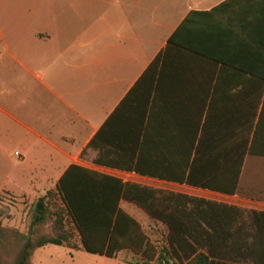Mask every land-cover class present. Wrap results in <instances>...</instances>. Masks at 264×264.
<instances>
[{"label":"crops","instance_id":"0c3cea01","mask_svg":"<svg viewBox=\"0 0 264 264\" xmlns=\"http://www.w3.org/2000/svg\"><path fill=\"white\" fill-rule=\"evenodd\" d=\"M228 1L0 0V67L13 85L0 81V148L16 144L27 181L22 190L2 185L16 194L35 180L57 186L72 165L119 179L138 162L163 166L198 147L223 163L247 136L250 105L255 154L244 155L236 194L250 181L249 197L264 202V0H235L218 14L235 25L230 51L224 38L204 41L251 77H229L225 65L169 45L189 14Z\"/></svg>","mask_w":264,"mask_h":264},{"label":"trees","instance_id":"16d2710c","mask_svg":"<svg viewBox=\"0 0 264 264\" xmlns=\"http://www.w3.org/2000/svg\"><path fill=\"white\" fill-rule=\"evenodd\" d=\"M233 2L235 0H229L211 12L189 14L170 38L169 45L183 47L214 64L225 65L228 76L238 80L240 76H253V70L234 67V60L209 52L204 43L205 36L214 43L224 38L221 41L230 48L228 51L234 48L236 37L230 36L235 25L228 22L227 27L222 26L218 15ZM160 59L155 60L150 70L159 64ZM239 85L231 83L229 90ZM245 89L251 93V89ZM252 123L253 110L248 105L243 123L247 136L243 143L228 149L223 163L214 154L210 156L198 147L194 157L193 148L181 149L175 152L174 163L146 167L138 162L132 171L234 195L239 191L244 155L255 154L253 143L248 147ZM55 191L88 253L115 259L118 253L130 251L136 256L132 264H264V211L182 193L163 196L157 189L125 184L75 165L60 179ZM52 193L50 191L48 195ZM123 201L137 204L152 219L168 226V245L164 249L157 250L137 219L121 208ZM48 214L49 207L43 198L36 204L29 233L4 228L0 223V264H3L1 249L10 248L11 253L16 249L11 264H31L34 252L40 248L69 246L71 236L61 220L55 223V234L40 232L47 223Z\"/></svg>","mask_w":264,"mask_h":264},{"label":"rangeland","instance_id":"374dc122","mask_svg":"<svg viewBox=\"0 0 264 264\" xmlns=\"http://www.w3.org/2000/svg\"><path fill=\"white\" fill-rule=\"evenodd\" d=\"M2 80L6 83L5 87H10V89H12L13 85L11 83L12 79H10V72L4 68L0 70V81ZM7 83H10L9 87ZM2 146L3 149L0 148L1 225L4 228L13 229L23 234L29 233L36 204L39 200L44 198L49 207V214L47 223L41 228L40 232L51 235L55 234V223L61 220L66 231L71 236L69 246L60 247L48 245L36 250L31 258V264H132L136 261V256L130 251L118 253L115 259L86 252L82 247L81 237L73 221L67 214L59 194L55 191L56 182L35 180L31 182V190H26L17 194L4 187L2 184L13 190H22L26 188L27 181L26 178L22 177L17 168V159L14 156V150L17 148L16 144L10 141V147L7 143H3ZM148 186L157 189L163 196L175 193L187 194L199 198H203L204 196L201 192L165 183L157 182L149 184ZM252 187L253 184L250 181L245 182L244 185L241 186L240 196L244 198L247 197L244 195H248L247 192L253 191L254 188ZM50 191L53 193L48 195ZM250 195L251 194H249L248 197ZM249 199L254 200V197H249ZM241 206L254 208L253 204L249 202L242 203ZM122 208L137 219L143 231L150 239L151 243L156 246L157 250H162L168 245L169 228L165 223L152 219L135 203L123 201ZM10 250V248L7 250L1 249L3 264H11L15 259L16 249H12V253L9 252Z\"/></svg>","mask_w":264,"mask_h":264},{"label":"built area","instance_id":"2783aa9c","mask_svg":"<svg viewBox=\"0 0 264 264\" xmlns=\"http://www.w3.org/2000/svg\"><path fill=\"white\" fill-rule=\"evenodd\" d=\"M17 155H18V153H17ZM116 175H118L119 179L125 184H138V185L148 186L149 184L158 182V183H165V184H169V185H173V186H180L179 184L178 185H174L173 183L170 184L169 182H166V181H163V180H160L157 178H153V177H149V176H143L141 174H138L135 171H133V172H121L120 171V172L116 173ZM191 190L201 192L204 194L203 198L210 199V200L212 199L213 201H216V202L227 203V204L236 205V206H240V207L252 208V207H248V206H241L242 203H248L249 202V203L253 204V206H254L253 209H258V210L264 211V202L254 201L252 199L243 198L238 194L228 195V194L220 193L217 191H212L209 189H198V190L197 189H191Z\"/></svg>","mask_w":264,"mask_h":264}]
</instances>
